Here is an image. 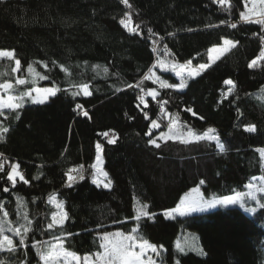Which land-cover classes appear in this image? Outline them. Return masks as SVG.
Returning <instances> with one entry per match:
<instances>
[{
  "label": "trees",
  "instance_id": "trees-1",
  "mask_svg": "<svg viewBox=\"0 0 264 264\" xmlns=\"http://www.w3.org/2000/svg\"><path fill=\"white\" fill-rule=\"evenodd\" d=\"M129 4L122 0L0 3V51L14 52L11 60L0 59V73H6L0 82L13 83L14 94L36 87L55 90L43 104L25 97L18 120L17 112L9 109L4 111L7 119L0 116V124L9 128L0 142L4 165L0 204L19 226L26 224L17 216V198H22L26 207L20 211L28 213L34 230L28 233L27 248L6 232L18 250L15 255L0 252V260L38 264L31 245L55 242L54 236L66 237L64 248L84 257L100 250L103 234H128L138 227L140 235L160 250L159 264H264L260 206L251 214L229 207L186 217L165 215L194 188L204 199H216L245 190L254 177H264L260 155L264 59L248 66L264 51V24L241 20L245 0H230V7L213 0H129ZM122 19L127 26L120 23ZM224 39L236 46L187 81L185 89L160 85L161 81L177 85L176 75L188 64H207L209 49L220 47ZM17 59L20 68L13 71ZM16 79L29 82L16 85ZM84 84L91 95L81 93ZM148 89L157 90L155 99L145 97ZM73 92L79 95L74 97ZM176 118L185 131L202 135L215 129L225 151L220 152L215 141L181 143L187 137L157 139L158 148L149 143L167 132ZM153 120L159 128L152 127ZM253 125L255 132L245 131ZM149 131L151 136L146 135ZM110 139L115 142L109 143ZM98 143L110 189L92 182L90 165L95 163ZM16 163L29 183L17 177L12 187L7 175ZM80 165L84 179L74 172L77 179L68 187L65 173ZM136 201L147 204L154 215L136 221ZM57 203L63 204L68 218L63 228L47 230L52 214L59 213ZM193 234L206 255L178 250L184 237Z\"/></svg>",
  "mask_w": 264,
  "mask_h": 264
},
{
  "label": "snow or ice",
  "instance_id": "snow-or-ice-1",
  "mask_svg": "<svg viewBox=\"0 0 264 264\" xmlns=\"http://www.w3.org/2000/svg\"><path fill=\"white\" fill-rule=\"evenodd\" d=\"M5 0H0V3H4ZM214 3H219L221 6L227 5L230 7V0H213ZM253 4V8H255L256 3L258 0H251ZM122 3H124L126 6L131 7L129 4V0H122ZM245 7L247 8V0H245ZM248 11H252V9H249ZM257 16L259 18L255 19L254 21L251 19V17L247 14V12H241L240 17L241 20L244 22H255L258 24H264V0H260V9L257 13ZM128 21H131V17H128ZM120 23L122 25L127 26L125 20H121ZM138 27V25L136 26ZM231 27L235 28L236 24H231ZM132 32L136 31V28L131 29ZM149 33H152V29H148ZM223 45L235 47V42L229 39L223 40ZM229 48H212L209 51L210 52H217V51H227ZM14 52L12 51H0V59L2 58H8L9 60L13 59ZM212 62H215L218 57H211ZM259 59H264V51L260 52V56L257 58V60H253L248 66L249 68L254 67L257 65V61ZM207 67H209V64L201 63L198 65V68L192 72H189V77H194L200 74V70H204ZM20 68V61L17 59L15 60V68L13 71H16ZM29 72L33 71L31 66H29L28 69ZM105 71H107L105 69ZM0 75H6V73H0ZM44 78V77H41ZM145 79H148V77H145ZM159 79V78H157ZM183 80V77H182ZM29 81H26L25 79H16L15 84L16 85H24L28 83ZM228 84H232V81H227ZM162 87L165 88H174L176 85L174 84H167L163 83L161 81ZM129 87H132L129 85ZM186 87L185 83H181L179 85V88ZM233 85V89H234ZM14 85L11 82H0V116H3L4 119H7V115H5L4 109H9L13 112H17V115L15 119H19V113L18 109L22 108L24 106V99L25 97L31 99V102L34 104H43L45 103V99L47 96L55 95V90L50 88H44L40 89L39 87L33 88L31 90L25 91L22 94H14L13 93ZM233 89H229V93L232 92ZM80 91L84 92L85 95H91V93L88 92V85L84 84L80 86ZM33 92L36 93V96L33 97ZM141 92H143V89H141ZM5 93H7L5 97ZM43 93V94H42ZM72 95L75 97L79 95V92H73ZM148 95L153 97V99L156 98L158 93L155 90L149 91ZM138 99L141 103L147 107V103H145L144 96L140 95L138 96ZM166 103V101H165ZM81 105H77V108H80ZM188 111H192L191 109H187ZM84 115H87V112L84 113ZM147 118V116H146ZM152 127L153 128H159L160 125L156 121H152ZM186 126L179 123L178 118L171 120L167 132H161L160 135L156 139H151L149 141L150 144L154 145L155 147H160V144L157 143V139L161 140H175L179 139L181 137H187V139H181V143H190V142H199L201 140H208V141H215L217 148L220 152H224L225 148L224 145L219 141L218 137L214 135L215 129L209 128L207 131H205L202 135L197 134L192 129H187L185 131ZM245 131L252 133L256 131L255 126H248ZM9 132V128L6 126H3L0 124V142H4L5 136L4 134ZM102 135L108 136V133H103ZM146 135H152V132L149 131L146 133ZM109 143H114V140H109ZM97 150V156H96V162L90 165V167L94 170L93 172V180L92 182L94 184H97V186H100V184H103V187L105 188H111V180L108 179V174L104 172L100 167L101 162V156L100 153L102 151V146L98 143L96 145ZM260 155L262 158H264V150L260 152ZM0 156H3L2 153H0ZM4 165L0 163V171H3ZM83 165H80L79 168H70L65 173L68 176L69 184L68 187L72 186L73 181L77 179L76 176H73L72 173L79 172V179L83 180ZM20 165L18 163L13 164L11 166V171L7 175V179L12 182V187H15L16 185V178L19 177V180L23 182L24 184H28L29 181L24 178L23 174L19 171ZM103 177V180H100L99 177ZM35 179H39V177H35ZM253 179H259L260 185L256 186L252 183H249L246 185V188L248 189L247 193H237L234 197H229L224 200H211L205 202L203 197H200L199 195L193 196L192 193H188L185 195L183 199H181L180 203L177 205L176 208L170 210L165 215L166 217L171 218L173 214L179 215L181 217H186L190 213L197 212V211H204L208 208H213L217 204L221 205H232L240 202V206L244 207V204L242 201L245 197L248 199L255 201L257 205H259L261 208H264V201L258 199V194L264 195V177L259 178H253ZM204 182L201 181V184ZM4 191L7 192L9 189L7 187L4 188ZM193 192L199 193V189H193ZM17 216L22 218L26 221V224H21L19 226H14V222L9 219V212L4 210V206L0 204V212L3 213L2 218H0V252H8L10 254L15 255L18 250V246L16 243H14V240L9 235L5 234L6 232H11L13 236L19 238V246L23 248H27L28 245L26 243L28 239V233L33 232L32 220L28 218V213L23 212L21 213L20 209H23L26 207L24 201L22 198H17ZM56 208L59 209V213H53L51 216V223L47 224V230H52L54 227H60L63 228L64 221L67 220L68 214L66 211L63 210V204L57 203ZM249 212H255L256 208H250L247 209ZM59 215V218H58ZM154 214L150 213L148 211V205L144 204L140 201H136V207H135V217L134 219L136 221H139L141 218H151ZM71 235V234H66ZM66 237L61 236H54L52 241H36L31 245L32 248L35 249L36 255L39 257L38 264H60V261H65V264H69V261H75V264H81V257L78 256L76 253L70 252L64 248V240ZM197 238L193 237L191 243L188 247L190 250L195 251L198 255H206V253L203 251L202 248L198 246V244L195 242ZM101 243L99 244V249L97 252L93 254L85 255L83 259V264H157V260L154 259L153 255H148V253H152L155 255V257L160 256V250H158L157 246L152 245L149 243L148 240H146L142 235H140V230L138 227H134L130 230V233L125 234L123 232H115V233H105L100 237ZM177 248L179 251L184 252L186 248L184 246H181L180 244L177 245ZM137 249L139 251H137ZM27 255V253H25ZM146 257V258H145ZM0 264H3V260H0ZM21 264H28L27 260L22 261Z\"/></svg>",
  "mask_w": 264,
  "mask_h": 264
},
{
  "label": "rangeland",
  "instance_id": "rangeland-1",
  "mask_svg": "<svg viewBox=\"0 0 264 264\" xmlns=\"http://www.w3.org/2000/svg\"><path fill=\"white\" fill-rule=\"evenodd\" d=\"M249 9H252V11H248ZM259 9H260V0H258V2L256 3V5H255V8H253V4H252V2H251V0H249L248 2H247V8L245 7V11L246 12H248L247 14L250 16V17H258L257 16V13L259 12ZM251 14V15H250ZM213 48H221V49H223V48H229V50L231 49V47L230 46H225V45H223V43H222V45H220V47H213ZM212 49V48H211ZM210 50V49H209ZM229 50H227V51H217V52H210V51H208V62H207V64H209V67H207L206 69H208V68H210V65H212L214 62H212V59H211V57H218V59H220V57L221 56H223L226 52H228ZM5 51H7V50H5ZM218 59H216L215 60V62L218 60ZM198 68V66H191V65H187V66H185V67H183L182 68V70L178 73V75H176V77L175 78H177V80H178V84L176 85V87H174L175 89H177V90H183V89H185V88H179V85L183 82V83H185L186 84V82L187 81H189L190 79H194V78H196L197 76H199V75H197V76H194V77H189V75H188V73L189 72H192V71H194V70H196ZM206 69H204V70H200V73H202L203 71H205ZM182 77H183V80H182ZM154 79V78H153ZM155 81H156V79H154ZM160 85L162 86V84L160 83ZM46 88V87H45ZM41 90L42 89H44V88H40ZM51 89V88H50ZM152 90H155L156 92H157V90L156 89H148V92L149 91H152ZM0 91H3V90H0ZM148 92H147V95L145 96V97H151V96H149L148 95ZM81 93H84V92H82L81 91ZM158 93V92H157ZM43 94V93H42ZM85 94V93H84ZM6 95H7V93H5V97H6ZM36 96V93L35 92H33V97H35ZM51 96H53V95H51ZM51 96H47L46 97V99H45V102H47L49 99H50V97ZM151 98H153V97H151ZM5 110H8V109H4V111ZM96 156H97V151H96ZM95 162H96V160H95ZM100 167H101V169L104 171V168L102 167V156H101V162H100ZM105 172V171H104ZM99 179L100 180H103V177L101 176V177H99ZM252 184H254V185H256V186H259L260 185V180L259 179H255L253 182H252ZM248 185V184H247ZM96 186H97V184H96ZM100 187H102V188H105V187H103V184L101 183L100 184ZM105 189H108V188H105ZM194 189H198V188H194ZM248 192V189L246 188L245 190H243V191H239V192H237V193H247ZM188 193H192L193 194V196H197V195H199L200 197H203V195H201V193H200V191H199V193L197 194V193H195V192H193V189L192 190H190V191H188L187 193H185L184 195H183V198L185 197V195L186 194H188ZM236 193V194H237ZM236 194H234V195H230V196H226V197H219V198H216L215 200H224V199H227V198H229V197H234V196H236ZM182 198V199H183ZM203 199H204V197H203ZM258 199H260V200H262V201H264V195H260V194H258ZM211 200H214V199H204V201L205 202H207V201H211ZM180 203V202H179ZM178 203V204H179ZM242 203L244 204V207H241L240 206V202H238V203H236V204H232V205H227V206H225V205H221V204H217L215 207H213V208H208V209H206V210H204V211H197V212H193V213H190L189 215H195V214H203V213H206V212H208V211H213V210H216V209H227V208H229V207H236V208H240L242 211H244L245 213H247V214H251V213H253V212H249V211H247V209H250V208H256V209H258L259 208V205H257L256 204V202L255 201H252V200H250V199H248L247 197H245L244 198V200L242 201ZM177 207V206H176ZM175 207V208H176ZM174 209V208H173ZM170 211V210H169ZM169 211H167V212H169ZM166 212V213H167ZM174 217H181V216H179V215H176V214H173V216L171 217V218H174ZM169 218V217H168ZM263 226H264V223H263ZM195 234H193V236H185L184 237V239L185 240H183V243H182V246H184L187 250H189V251H192V250H190V248L188 247L191 243H193V241H192V238L193 237H195V238H197V235H195ZM197 244H198V246L201 248V246H200V244H199V240H198V238L196 239V241H195ZM137 251H139L138 249H137ZM193 252H195V251H193ZM196 253V252H195ZM148 255H153V257H154V259H156L157 260V264H159V261H158V257H155V255L154 254H152V253H148ZM83 257H81V264H83V259H82ZM146 258V257H145ZM60 264H65V261H63V260H61L60 261ZM69 264H75V261H69Z\"/></svg>",
  "mask_w": 264,
  "mask_h": 264
},
{
  "label": "built area",
  "instance_id": "built-area-1",
  "mask_svg": "<svg viewBox=\"0 0 264 264\" xmlns=\"http://www.w3.org/2000/svg\"><path fill=\"white\" fill-rule=\"evenodd\" d=\"M22 173V172H21Z\"/></svg>",
  "mask_w": 264,
  "mask_h": 264
}]
</instances>
